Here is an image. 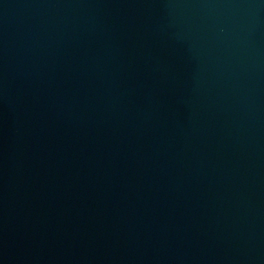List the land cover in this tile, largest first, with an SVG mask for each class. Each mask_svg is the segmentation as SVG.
I'll return each mask as SVG.
<instances>
[{
  "label": "water",
  "instance_id": "obj_1",
  "mask_svg": "<svg viewBox=\"0 0 264 264\" xmlns=\"http://www.w3.org/2000/svg\"><path fill=\"white\" fill-rule=\"evenodd\" d=\"M0 264H264V0H0Z\"/></svg>",
  "mask_w": 264,
  "mask_h": 264
}]
</instances>
